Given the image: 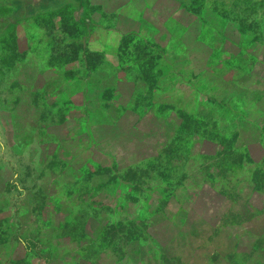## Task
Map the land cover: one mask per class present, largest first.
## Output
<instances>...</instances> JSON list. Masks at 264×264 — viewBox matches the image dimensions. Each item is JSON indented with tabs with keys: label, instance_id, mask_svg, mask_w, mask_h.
I'll return each mask as SVG.
<instances>
[{
	"label": "rangeland",
	"instance_id": "374dc122",
	"mask_svg": "<svg viewBox=\"0 0 264 264\" xmlns=\"http://www.w3.org/2000/svg\"><path fill=\"white\" fill-rule=\"evenodd\" d=\"M114 4L0 0V264H264V3L198 54Z\"/></svg>",
	"mask_w": 264,
	"mask_h": 264
},
{
	"label": "crops",
	"instance_id": "0c3cea01",
	"mask_svg": "<svg viewBox=\"0 0 264 264\" xmlns=\"http://www.w3.org/2000/svg\"><path fill=\"white\" fill-rule=\"evenodd\" d=\"M115 6L120 8L121 13H130L132 20L138 22L148 20L154 22H164L169 24L174 31H177L178 43L188 52V54H198L203 46L214 45L218 37L225 38L222 29L229 21L224 20L222 26L219 11L215 9L218 0H110ZM228 1L231 8L239 5L248 6L251 0H223ZM256 2L255 0H253ZM257 2H263L257 1ZM264 5V4H263ZM221 14V13H220ZM135 15V16H134ZM219 16V17H218ZM232 28L235 24L231 20ZM218 25V26H217ZM235 45V43H233ZM263 46L264 43H261ZM202 53V52H201Z\"/></svg>",
	"mask_w": 264,
	"mask_h": 264
},
{
	"label": "trees",
	"instance_id": "16d2710c",
	"mask_svg": "<svg viewBox=\"0 0 264 264\" xmlns=\"http://www.w3.org/2000/svg\"><path fill=\"white\" fill-rule=\"evenodd\" d=\"M36 142L39 146L40 152H41V160L43 163L45 164H49L48 166H51V163L48 162L47 157H54V149H55V145L56 143L50 142L47 136H42L41 138H37L36 137ZM59 143H62L61 141H59ZM62 144H60L61 146ZM129 152L124 148L121 147L120 148V158L122 160H124L125 162H130V161H134V157H129ZM72 164V163H71ZM65 177H61V179H64ZM104 213H102L103 215ZM100 218V217H97ZM88 221H90V223L92 221H97L95 217L93 218H88ZM133 262V261H132ZM124 264H132L131 261H125ZM133 264H138L137 261L133 262Z\"/></svg>",
	"mask_w": 264,
	"mask_h": 264
},
{
	"label": "water",
	"instance_id": "95a60500",
	"mask_svg": "<svg viewBox=\"0 0 264 264\" xmlns=\"http://www.w3.org/2000/svg\"><path fill=\"white\" fill-rule=\"evenodd\" d=\"M9 2H16L19 9L22 11H28V10H35L42 4H54L56 0H6ZM257 1H262V0H255Z\"/></svg>",
	"mask_w": 264,
	"mask_h": 264
}]
</instances>
